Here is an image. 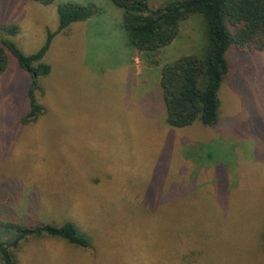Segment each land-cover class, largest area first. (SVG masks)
I'll return each instance as SVG.
<instances>
[{"label": "rangeland", "instance_id": "obj_1", "mask_svg": "<svg viewBox=\"0 0 264 264\" xmlns=\"http://www.w3.org/2000/svg\"><path fill=\"white\" fill-rule=\"evenodd\" d=\"M146 1L156 9L170 0ZM65 4L93 14L58 32ZM48 33L46 76L34 79L4 48L0 218L28 228L71 223L87 246L32 236L16 264H264V51L226 53L216 125L172 128L160 73L205 56L202 15L181 22L150 65L111 0H0V47L31 56ZM31 89L43 113L23 123ZM183 246L205 257L184 259Z\"/></svg>", "mask_w": 264, "mask_h": 264}, {"label": "trees", "instance_id": "obj_2", "mask_svg": "<svg viewBox=\"0 0 264 264\" xmlns=\"http://www.w3.org/2000/svg\"><path fill=\"white\" fill-rule=\"evenodd\" d=\"M47 6L55 0H30ZM123 10V28L130 43L149 60L177 37L179 25L191 15H202L207 31V51L197 58L187 56L166 64L160 73L159 85L166 111V123L172 128H184L199 122L212 127L218 122L220 101L218 91L229 72L226 53L231 47L237 51L257 53L264 51V0H170L156 9L148 7L146 0H111ZM58 32H65L73 23L91 18L90 8L65 4L57 8ZM17 27L8 33L17 34ZM55 35L48 33L44 46L31 56H23L14 45L0 47V74L5 71L8 49L20 66L31 74L46 76L50 67L43 58ZM34 77V79H36ZM30 111L22 122L35 121L42 113L33 90L29 91ZM32 236H48L67 241L76 247L87 246V238L71 223L61 226L46 225L28 228L0 218V260L2 264H16L15 251L20 242ZM264 243V235H263ZM182 257L196 261L205 257L198 246L182 247Z\"/></svg>", "mask_w": 264, "mask_h": 264}, {"label": "water", "instance_id": "obj_3", "mask_svg": "<svg viewBox=\"0 0 264 264\" xmlns=\"http://www.w3.org/2000/svg\"><path fill=\"white\" fill-rule=\"evenodd\" d=\"M33 76H34V77H36V74H35V73H33Z\"/></svg>", "mask_w": 264, "mask_h": 264}]
</instances>
